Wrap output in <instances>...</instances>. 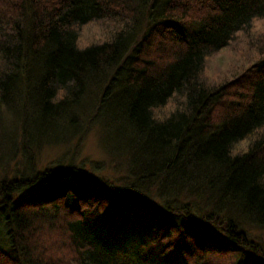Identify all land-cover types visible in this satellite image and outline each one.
<instances>
[{
  "label": "trees",
  "instance_id": "16d2710c",
  "mask_svg": "<svg viewBox=\"0 0 264 264\" xmlns=\"http://www.w3.org/2000/svg\"><path fill=\"white\" fill-rule=\"evenodd\" d=\"M7 112L30 159L93 114L127 164L0 180V264H264V0H0Z\"/></svg>",
  "mask_w": 264,
  "mask_h": 264
},
{
  "label": "rangeland",
  "instance_id": "374dc122",
  "mask_svg": "<svg viewBox=\"0 0 264 264\" xmlns=\"http://www.w3.org/2000/svg\"><path fill=\"white\" fill-rule=\"evenodd\" d=\"M89 119L83 121L78 135L73 132L60 134L59 142L54 144L42 141L41 146L33 150L34 155L30 159L23 149L20 120L11 112L3 114L0 125V180L30 173L32 169L43 171L46 168H67L73 164L85 169L95 179L111 184L123 181L127 160L124 151L117 148L122 144L110 140L106 130H103V120L98 123V118L94 122ZM2 237H5L4 234ZM175 256L165 257L162 264H181L182 259Z\"/></svg>",
  "mask_w": 264,
  "mask_h": 264
},
{
  "label": "clouds",
  "instance_id": "9594fccd",
  "mask_svg": "<svg viewBox=\"0 0 264 264\" xmlns=\"http://www.w3.org/2000/svg\"><path fill=\"white\" fill-rule=\"evenodd\" d=\"M94 28H96V23L94 21H90L85 25L72 24L69 26V30L75 31L77 33L83 32L84 34L89 33ZM106 42H110V40L106 39L104 36H101L99 43H106ZM76 48L78 51L86 50L85 42L80 36H78L77 38ZM76 84L77 82L75 79H70L65 84L58 86L56 88L55 95L50 98V102L55 105V104H59L60 102L64 101L70 95L69 89L76 87ZM232 155L235 156L236 153L233 152Z\"/></svg>",
  "mask_w": 264,
  "mask_h": 264
}]
</instances>
